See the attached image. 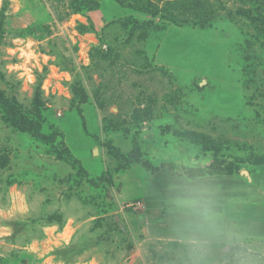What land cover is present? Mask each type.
<instances>
[{
    "label": "rangeland",
    "instance_id": "1",
    "mask_svg": "<svg viewBox=\"0 0 264 264\" xmlns=\"http://www.w3.org/2000/svg\"><path fill=\"white\" fill-rule=\"evenodd\" d=\"M185 160L264 202V0H0V264H162Z\"/></svg>",
    "mask_w": 264,
    "mask_h": 264
},
{
    "label": "clouds",
    "instance_id": "2",
    "mask_svg": "<svg viewBox=\"0 0 264 264\" xmlns=\"http://www.w3.org/2000/svg\"><path fill=\"white\" fill-rule=\"evenodd\" d=\"M188 168L195 164L177 161V174L160 195L167 230L154 238L162 264H264V232L232 214L234 202L217 183Z\"/></svg>",
    "mask_w": 264,
    "mask_h": 264
},
{
    "label": "crops",
    "instance_id": "3",
    "mask_svg": "<svg viewBox=\"0 0 264 264\" xmlns=\"http://www.w3.org/2000/svg\"><path fill=\"white\" fill-rule=\"evenodd\" d=\"M243 186L244 185L234 184V185H227L225 186L226 188L221 187L226 198L232 200L231 197H236L239 200L243 199L244 201V202L237 201L235 204H233L230 207V211L232 212V214L238 217L242 222L249 225L254 230L264 232V202L259 201L260 200L258 199L259 195L256 194V192H254L255 191L254 189L250 190ZM253 192L254 194H252ZM250 194H251V200L255 198L253 201V204L245 203V201L247 200ZM136 198H139V197H136ZM143 200L148 205V201L145 199ZM138 202L140 203L142 201H138ZM145 203L142 202V204L144 205ZM150 204L162 210L163 214H161V221L160 222L157 221V223L153 222V224L151 225V228L154 231V233H156L157 235L163 236L166 234V230H167L166 211L163 208L162 203L161 205H154L153 203H150ZM151 211H152L151 213L157 212V210L156 211L151 210Z\"/></svg>",
    "mask_w": 264,
    "mask_h": 264
},
{
    "label": "trees",
    "instance_id": "4",
    "mask_svg": "<svg viewBox=\"0 0 264 264\" xmlns=\"http://www.w3.org/2000/svg\"><path fill=\"white\" fill-rule=\"evenodd\" d=\"M87 27L85 26V25H81L80 26V31L81 32H85V31H87ZM92 59H93V57H92ZM83 89V88H82ZM83 96H81V101L83 102V101H86V99H87V97H86V94L84 93V90H83ZM81 104L80 103H78L77 104V109H78V114L84 119V114H83V109L81 108V106H80ZM23 131H25V132H29L30 134H34V133H36L35 131H32V128H28V127H26L25 126V128H23ZM74 161H75V163H77L79 166H80V168L81 169H84L85 167H84V165L78 160V159H75L74 158ZM214 164H212V166H213ZM212 170V169H211ZM86 171H87V169H86ZM85 171V172H86ZM156 171H158V170H156ZM86 173H88L90 176H92L88 171L86 172ZM200 173H202V172H200ZM93 177V176H92ZM94 178H96L97 180V183H99V181L101 182H104V181H106L107 179H111V175L110 174H107V173H104V174H101V175H99V176H96V177H94ZM96 183V184H97ZM50 219H56V217L55 216H51V218Z\"/></svg>",
    "mask_w": 264,
    "mask_h": 264
}]
</instances>
